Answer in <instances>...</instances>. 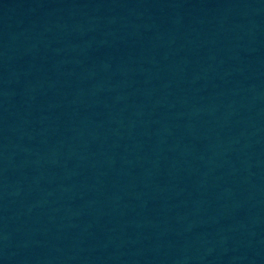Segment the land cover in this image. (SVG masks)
I'll return each mask as SVG.
<instances>
[{
	"label": "water",
	"instance_id": "95a60500",
	"mask_svg": "<svg viewBox=\"0 0 264 264\" xmlns=\"http://www.w3.org/2000/svg\"><path fill=\"white\" fill-rule=\"evenodd\" d=\"M0 264H264V0H0Z\"/></svg>",
	"mask_w": 264,
	"mask_h": 264
}]
</instances>
